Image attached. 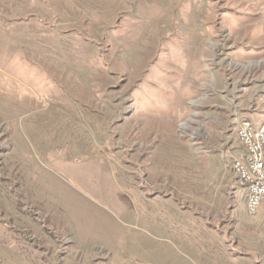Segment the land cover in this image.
Returning <instances> with one entry per match:
<instances>
[{"label":"rangeland","instance_id":"rangeland-1","mask_svg":"<svg viewBox=\"0 0 264 264\" xmlns=\"http://www.w3.org/2000/svg\"><path fill=\"white\" fill-rule=\"evenodd\" d=\"M242 118L264 0H0V264H264Z\"/></svg>","mask_w":264,"mask_h":264},{"label":"built area","instance_id":"built-area-1","mask_svg":"<svg viewBox=\"0 0 264 264\" xmlns=\"http://www.w3.org/2000/svg\"><path fill=\"white\" fill-rule=\"evenodd\" d=\"M236 138L243 151L230 157L235 183L245 192V210L249 217H264V125L254 128L245 118L236 120Z\"/></svg>","mask_w":264,"mask_h":264},{"label":"crops","instance_id":"crops-1","mask_svg":"<svg viewBox=\"0 0 264 264\" xmlns=\"http://www.w3.org/2000/svg\"><path fill=\"white\" fill-rule=\"evenodd\" d=\"M227 154H228V157L229 156H236L237 155V154L236 155H231L230 152H229V150L227 151Z\"/></svg>","mask_w":264,"mask_h":264}]
</instances>
